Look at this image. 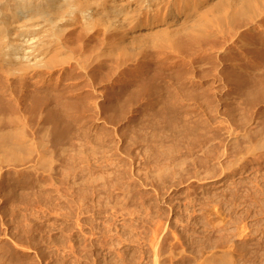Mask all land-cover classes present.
<instances>
[{"label": "rangeland", "instance_id": "374dc122", "mask_svg": "<svg viewBox=\"0 0 264 264\" xmlns=\"http://www.w3.org/2000/svg\"><path fill=\"white\" fill-rule=\"evenodd\" d=\"M246 23L117 83L0 69V264H264V23Z\"/></svg>", "mask_w": 264, "mask_h": 264}, {"label": "bare ground", "instance_id": "6f19581e", "mask_svg": "<svg viewBox=\"0 0 264 264\" xmlns=\"http://www.w3.org/2000/svg\"><path fill=\"white\" fill-rule=\"evenodd\" d=\"M258 19L264 23V0H0V69L33 74L40 88L56 71L71 86L117 83L130 59L142 69L189 67L191 59H174L205 56L209 40L237 38ZM4 144L0 150L11 148ZM215 255L208 262L223 261Z\"/></svg>", "mask_w": 264, "mask_h": 264}]
</instances>
